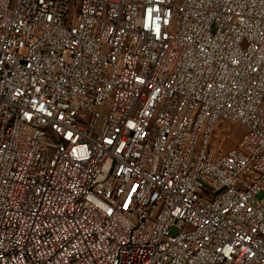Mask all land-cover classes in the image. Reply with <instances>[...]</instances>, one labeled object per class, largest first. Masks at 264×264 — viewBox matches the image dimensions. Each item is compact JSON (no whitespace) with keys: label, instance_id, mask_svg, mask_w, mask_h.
<instances>
[{"label":"built area","instance_id":"2783aa9c","mask_svg":"<svg viewBox=\"0 0 264 264\" xmlns=\"http://www.w3.org/2000/svg\"><path fill=\"white\" fill-rule=\"evenodd\" d=\"M259 194L264 0H0V264H264Z\"/></svg>","mask_w":264,"mask_h":264},{"label":"rangeland","instance_id":"374dc122","mask_svg":"<svg viewBox=\"0 0 264 264\" xmlns=\"http://www.w3.org/2000/svg\"><path fill=\"white\" fill-rule=\"evenodd\" d=\"M227 133L229 135L228 140L224 141L223 145H226V151L232 149H238L239 143L243 136L245 135V130L239 125H230L227 127ZM264 198V194H259L257 196L258 200H262Z\"/></svg>","mask_w":264,"mask_h":264}]
</instances>
